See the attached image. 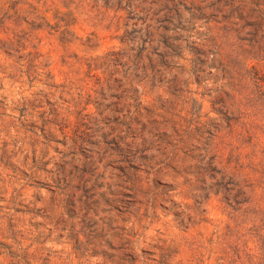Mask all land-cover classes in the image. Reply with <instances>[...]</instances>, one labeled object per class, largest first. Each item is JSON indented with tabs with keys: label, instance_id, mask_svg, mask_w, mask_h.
Listing matches in <instances>:
<instances>
[{
	"label": "rangeland",
	"instance_id": "1",
	"mask_svg": "<svg viewBox=\"0 0 264 264\" xmlns=\"http://www.w3.org/2000/svg\"><path fill=\"white\" fill-rule=\"evenodd\" d=\"M152 1L0 0V264H264V0Z\"/></svg>",
	"mask_w": 264,
	"mask_h": 264
},
{
	"label": "trees",
	"instance_id": "2",
	"mask_svg": "<svg viewBox=\"0 0 264 264\" xmlns=\"http://www.w3.org/2000/svg\"><path fill=\"white\" fill-rule=\"evenodd\" d=\"M105 8H111L115 12L123 9H128L126 16H121L114 14L109 18L110 25H115L117 27L120 23V20L123 19L122 25L127 27L124 33L119 37L122 43H132L133 46L131 49H134V43H136L135 38H129L128 27H137L139 26V30H144L145 39L143 40V45H150L154 41V37L157 35V47H156V55H158L161 59L165 57H171L177 48H181L182 41L188 42V36L183 37L180 31H187L189 28V24L194 19H202L204 18V14L201 12L202 8L197 7L196 10L198 14H193L190 12L188 17L182 19L181 13L177 12L174 15H170L172 12V7L168 5H164L160 10H153L152 4L155 1L149 0H102ZM182 0H169L170 3L177 2L176 4H182ZM223 1V0H221ZM217 2H220L218 0ZM236 0H225L224 6L229 5L231 13H237L239 6H235ZM164 11L161 15L160 11ZM220 11V9H217ZM177 18L178 22L174 23V19ZM157 23V25H155ZM186 23V24H184ZM131 39V40H130ZM216 36L213 38L215 41ZM205 46L204 43L200 44ZM147 46H142V49H146ZM200 54V52H198ZM118 54V53H117ZM139 55V54H138ZM202 62L207 61L206 51H201V56H199Z\"/></svg>",
	"mask_w": 264,
	"mask_h": 264
}]
</instances>
